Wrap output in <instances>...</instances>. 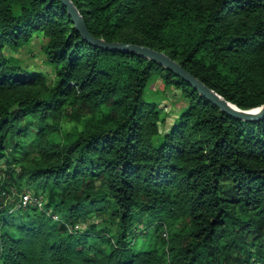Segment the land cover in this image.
<instances>
[{
  "label": "trees",
  "instance_id": "obj_1",
  "mask_svg": "<svg viewBox=\"0 0 264 264\" xmlns=\"http://www.w3.org/2000/svg\"><path fill=\"white\" fill-rule=\"evenodd\" d=\"M71 2L96 39L264 105V0ZM35 35L52 85L6 55ZM158 80L185 102L170 125L145 100ZM25 191L44 208L20 207ZM0 264H264V116L234 118L157 63L88 43L61 0H0Z\"/></svg>",
  "mask_w": 264,
  "mask_h": 264
},
{
  "label": "water",
  "instance_id": "obj_2",
  "mask_svg": "<svg viewBox=\"0 0 264 264\" xmlns=\"http://www.w3.org/2000/svg\"><path fill=\"white\" fill-rule=\"evenodd\" d=\"M61 1L63 6L68 10L69 14L71 15L76 30L88 43L93 44L104 51L121 52L123 54L137 55L157 63L158 65L166 68L167 70L175 74L177 77L182 79L184 82L189 84L195 91L200 94L202 98L206 99L208 102L218 107L221 111L227 113L230 116H233L234 118L250 122L258 120L264 116V105L260 108L252 110H242L238 108L237 106L227 102L220 95H218L200 80H198L189 72H187L179 63L175 62L169 56L162 52H158L143 46L118 42L107 43L101 39H96L87 30L82 16L80 15L76 7L73 5L71 0Z\"/></svg>",
  "mask_w": 264,
  "mask_h": 264
},
{
  "label": "rangeland",
  "instance_id": "obj_3",
  "mask_svg": "<svg viewBox=\"0 0 264 264\" xmlns=\"http://www.w3.org/2000/svg\"><path fill=\"white\" fill-rule=\"evenodd\" d=\"M46 42L47 40L43 37L35 35L32 42L23 46L19 51H14L10 47H7L5 52L7 56L16 58L24 68L45 75L48 84L52 85L56 81V72L54 67L46 61V56L44 54ZM145 100L160 104L161 110L164 111L168 118V125L172 124L173 121L177 119L180 111L185 107V102L180 92L172 87L165 88L160 80L149 85L145 92ZM70 113L71 110H69L68 117L64 116L60 122L62 132L73 133L82 129V125L72 119V114ZM60 137V135H56L57 139ZM10 198L14 200L13 195H11Z\"/></svg>",
  "mask_w": 264,
  "mask_h": 264
},
{
  "label": "built area",
  "instance_id": "obj_4",
  "mask_svg": "<svg viewBox=\"0 0 264 264\" xmlns=\"http://www.w3.org/2000/svg\"><path fill=\"white\" fill-rule=\"evenodd\" d=\"M20 201L19 206L26 208L28 206H36L39 209H43L45 205V201L41 197H35L31 192L25 191L19 195ZM48 215H51L53 220L58 221L59 218L56 215L52 214V210L48 211ZM80 225H76L74 230H79Z\"/></svg>",
  "mask_w": 264,
  "mask_h": 264
}]
</instances>
